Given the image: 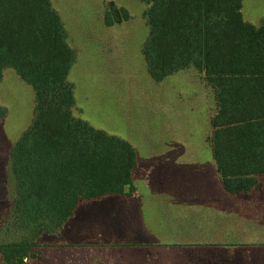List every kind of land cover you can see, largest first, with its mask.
Masks as SVG:
<instances>
[{
  "label": "trees",
  "instance_id": "1",
  "mask_svg": "<svg viewBox=\"0 0 264 264\" xmlns=\"http://www.w3.org/2000/svg\"><path fill=\"white\" fill-rule=\"evenodd\" d=\"M144 1L148 72L157 81L190 66L204 74L215 89L210 141L224 188H262L264 25L245 20L243 0ZM124 18V8L106 12L109 24ZM75 59L52 0H0V78L11 68L35 93L32 122L9 151L15 197L4 228L19 238L0 242L4 264H26L80 204L135 190L132 143L75 115ZM6 115L0 105V122Z\"/></svg>",
  "mask_w": 264,
  "mask_h": 264
},
{
  "label": "rangeland",
  "instance_id": "2",
  "mask_svg": "<svg viewBox=\"0 0 264 264\" xmlns=\"http://www.w3.org/2000/svg\"><path fill=\"white\" fill-rule=\"evenodd\" d=\"M52 2L61 15L69 44L76 54L69 74V80L75 90L76 116L85 119L95 128L128 140L135 147L141 161L150 158V155L165 152L168 149L167 137L178 135L190 138L191 133L195 138L189 143L194 147L193 152L195 151L201 159H196L194 154L188 162L205 163L204 159L209 163L213 162L211 150L206 142L202 141L203 136H211L212 128L207 127L202 119L200 106L205 110L209 122L216 109L215 89L208 83L204 74L193 66L161 81L153 79L143 54V44L149 34L146 16L149 5L144 0ZM112 6L124 8L129 18L114 24L107 23L106 12L110 11ZM242 10L246 21L257 26L264 25V0H243ZM34 97V89L13 69L6 68L3 71L0 78V105L7 109V115L0 122V242L19 238L13 234V229L4 228L15 197L14 180L9 170V151L32 122ZM174 103H177L176 109L185 120L182 121L183 124L192 105L193 114L189 116L193 118L188 116V122L180 125L178 116V127L181 129L170 128V133H167L169 120L167 122L166 118L169 114H166L165 105ZM174 123L171 122L169 127ZM163 138L165 140H161ZM174 196L178 197L176 193ZM144 202L145 223L147 230L155 235V241L132 248L115 234L107 237L108 240L98 241L99 238L92 237L97 242L84 240L83 244L78 245L80 242L74 240L75 245L66 246L63 245L65 243L58 242V245L54 246L50 237L45 236L25 259L26 264H187L188 259L190 264L193 260L196 264L194 255L198 252L206 253L205 259L213 255L216 251L212 249V242L222 239L223 228H229L231 222L241 216L242 211L237 204L228 207L227 214L214 212V223L207 226L204 224L206 218L203 214L200 217L190 205L174 208L176 211L173 207L169 210L162 206L159 207L163 209L160 212L153 207L154 198L148 196V193ZM165 210L170 215H164ZM99 213H104L105 216L93 215V234H87L89 236H96L97 230L116 231L120 228L118 225L124 223L126 218L124 212L116 214L117 212L104 207L97 209V214ZM169 221L175 222L174 226L177 227L169 226ZM237 227L239 228L238 224ZM246 227L251 229V234H254V246L258 247L253 252V260H256L257 264H264V223L258 222ZM197 229L200 233L206 229L212 230L213 234L208 239H204V236L195 238ZM61 240L71 242L69 239ZM0 264H4L1 255Z\"/></svg>",
  "mask_w": 264,
  "mask_h": 264
},
{
  "label": "crops",
  "instance_id": "3",
  "mask_svg": "<svg viewBox=\"0 0 264 264\" xmlns=\"http://www.w3.org/2000/svg\"><path fill=\"white\" fill-rule=\"evenodd\" d=\"M202 94H204L203 91ZM200 97L203 98L201 94ZM177 103L167 104L171 105L172 108L171 106L165 105L166 114H169L166 121L168 122L169 120V124L175 122L171 127H169V124L167 125V133H170V128L181 129L178 127V116L180 117V125H185V123L188 122V116L193 114L194 108L192 105L189 107L190 110L188 115L187 117L185 116L186 122L183 124L182 121L185 120H183L182 114L176 109ZM200 108L203 114L202 119L205 120L207 127H210L213 115L209 118L210 123L207 122L205 110H203L201 106ZM175 109L176 111H174ZM189 117L191 119L193 118L191 116ZM191 125L193 126V124ZM202 127L205 128L204 126ZM178 133L179 132H177V134ZM191 136L192 134L190 133V138L178 135L177 137H167L166 144L168 149L165 150V152L150 155V158H146L144 161H141V159L139 160L137 156V167L133 171L135 190L131 196L111 195L100 200L80 204L73 216L65 223V228L63 227L61 230L58 235L59 237L48 236L50 237L49 239H51L50 242H52L54 246L58 245V242L65 243L63 245L69 246L75 245L76 243L73 241L78 240L80 242L78 245H81L84 240L97 242L92 237L99 238L98 241H102L105 239L108 240L107 237L115 234L119 235L124 244H130L128 246H132V248H139L142 244L155 241V235L147 230V224L145 223L143 213L145 207L144 199L145 195L148 193V196L150 195L154 198L153 207L159 209L160 212L163 211V209L159 208L162 206L163 208L164 206L169 208V210L173 207V210L176 211L174 208H183L182 206L190 205L194 207L193 209L200 217L203 214L204 218H206L204 224L207 226L208 224L213 225L214 219L212 214L214 212L218 214H227L229 211L227 209L228 207L231 208L238 204L239 207L242 208L240 213L241 216H237L236 220L231 222L229 228H226V226L223 228L221 235L224 236H222L220 241L212 242L214 244L212 245V249L216 252L208 256V259H205L206 253H196L194 255L196 264H257L256 260H253L252 255L258 247L254 246V239H252L254 238V234H251V229H248L246 226L258 222L264 223V175L260 179L262 188H256L248 194L229 193L224 188L222 177L218 172L212 152L210 137L203 136L202 141L206 142L208 148L211 150L213 162L209 163L207 159H204L206 160L203 161L205 163L199 161L188 162V160H192V155L194 154L197 156L196 159H201L196 155L195 151L193 152L194 147L189 143L195 138ZM161 140H165V138ZM173 186H175V188H173ZM175 193L178 197L174 196ZM157 201L164 203L156 204ZM101 207L117 212L116 214L124 212L126 216L125 221L118 225L120 228H117L116 231L107 229L97 230L96 236L100 237L89 236L87 234H93L94 222L91 220L93 215H104V213L97 214V209ZM112 214L114 213L112 212ZM168 214L169 213L166 211L164 215ZM231 217L232 215L230 218ZM174 223L173 221H169L167 224L176 228L177 226H174ZM242 226L244 227L242 228ZM198 230L199 229L195 231V238H197V236H199V238L200 236H204V239H208L213 234L212 230L208 231L206 229L201 233L198 232ZM61 238L69 239L71 242L62 241ZM196 243L199 244V242ZM247 254L250 256L248 257ZM190 263L191 261L188 259L187 264ZM192 264H194V260Z\"/></svg>",
  "mask_w": 264,
  "mask_h": 264
}]
</instances>
